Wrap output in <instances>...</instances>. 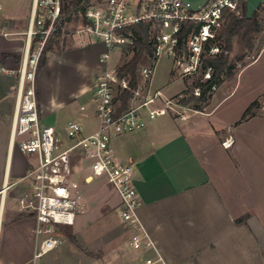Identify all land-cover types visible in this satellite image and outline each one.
<instances>
[{
  "label": "built area",
  "instance_id": "obj_1",
  "mask_svg": "<svg viewBox=\"0 0 264 264\" xmlns=\"http://www.w3.org/2000/svg\"><path fill=\"white\" fill-rule=\"evenodd\" d=\"M240 3L241 0H209L198 11H192L181 0H94L88 3L75 32L80 40L99 42L103 46L98 55L102 69L95 74L90 86L97 127L83 134L81 123L69 119L65 130L72 143L57 150L56 129L45 124L40 116L36 68L43 45L65 22L62 0H33L25 32V50L18 69L0 65L1 72L17 76L16 101L10 126L11 143L19 152L33 156L35 160L27 170L28 187L18 197L21 211L31 213L35 218L33 264H36V258L61 244V225H73L76 217L87 210L80 181L74 177L69 165L70 156L77 149L87 161L84 181L104 178L114 187L119 197L120 219L131 232L129 246L145 250L152 244L143 233L137 213L142 201L133 183V167L117 162L111 139L145 124L140 110L142 107H146L148 118L163 114L165 109H172L168 100L164 107H151L162 99L159 89L150 91L154 66L161 54L170 57L182 77L200 72L202 79L210 77V67L202 72L203 58L206 53L218 51V46L211 42L222 28L225 15L240 12ZM262 9L264 12V3ZM142 21L150 22L155 58L152 65L141 68V85L131 88L128 80L117 74V66L111 67L110 60L113 50L120 52L123 47L134 44L135 34L130 27ZM186 22H194L196 27L187 34L186 51L178 53L175 49L178 33ZM37 36L35 47L31 49L32 39ZM118 88L129 90L131 99L142 97L143 100L118 111ZM194 89L198 94V88ZM79 109L85 110L86 107L81 104ZM181 117L184 118V115ZM140 264L166 263L160 256L144 255Z\"/></svg>",
  "mask_w": 264,
  "mask_h": 264
},
{
  "label": "crops",
  "instance_id": "obj_2",
  "mask_svg": "<svg viewBox=\"0 0 264 264\" xmlns=\"http://www.w3.org/2000/svg\"><path fill=\"white\" fill-rule=\"evenodd\" d=\"M28 18L0 16V65L18 69L26 44V36L20 35L26 32ZM16 83V75L0 71V264H33L35 218L21 211L18 197L28 187L27 170L35 160L11 143ZM219 102L184 118L170 111V116L144 117L141 128L111 139L117 162L133 167L142 201L137 213L152 243L131 255L137 264L148 250L166 264H264V196L257 193V185L240 186L230 179L220 183L211 175L220 154L215 141L225 147L221 142L231 139L234 145L232 129L239 122L228 125L226 132L213 128L214 140L207 146L192 129L191 119L210 116ZM39 111L42 119L40 103ZM81 125L87 134L97 127V119L87 128ZM74 154L84 158L79 149ZM84 165L81 171L87 173V161ZM111 197L119 208L117 193Z\"/></svg>",
  "mask_w": 264,
  "mask_h": 264
},
{
  "label": "rangeland",
  "instance_id": "obj_3",
  "mask_svg": "<svg viewBox=\"0 0 264 264\" xmlns=\"http://www.w3.org/2000/svg\"><path fill=\"white\" fill-rule=\"evenodd\" d=\"M31 1L0 0V16L27 19L30 15ZM255 13L256 29L248 31L242 40L237 35L232 38L228 60L234 64L233 74L230 77L222 76L220 84L212 88L207 103H202L200 109L194 107V101L181 105L178 100L191 93L196 95L191 83L201 76V72L182 77L170 57L165 54H161L155 63L150 80V91L159 89L162 93V99L151 107H164L166 100L170 101L169 105L172 109H165L166 116H170V112L181 116L192 112L209 111L217 99H220L210 116L202 115L191 119L192 129L199 133L204 146L214 140L212 138L214 129L221 132L228 131L227 126H232L239 120L249 103L253 100L258 101V105L251 109L255 115L247 116V119L236 123L237 126L232 129L234 145L231 139L229 143L227 140L221 142L227 143L228 146L225 147L220 141H215L220 154L219 158H215L211 175L220 183L224 179H230L240 186L241 184L257 185V193L264 196V12L262 7L257 8ZM77 15L80 16L79 13ZM81 21V17L78 20L65 21L57 35L49 36L47 41L50 49L46 52L45 65L36 79L42 119L45 124L53 125L56 129L57 150L66 148L72 143L65 130L67 120L75 119L85 128L96 120L90 85L93 75L102 69L98 55L103 46L99 42H86L77 37L75 31ZM20 36H26V33ZM129 57L130 53L125 54L123 49L120 52L113 50L111 67H118ZM184 88L187 89L186 94L181 93ZM146 89L147 86L143 88L144 91ZM142 100V97L132 98L130 107ZM81 104L85 105V110L79 109ZM140 110L142 116L147 117L146 107ZM85 162V159L78 154H72L69 159L73 175L80 181L81 191L88 202L87 211L78 215L74 224L66 228V232L62 230L61 244L36 258L35 263L137 264L136 258L131 255L143 251L132 249L128 244L131 232L123 226L119 208L115 207L116 201L111 197V194L116 197L114 187L104 178H95L89 184H85L83 182L85 173L81 171L85 167ZM145 254L153 255L149 250Z\"/></svg>",
  "mask_w": 264,
  "mask_h": 264
},
{
  "label": "trees",
  "instance_id": "obj_4",
  "mask_svg": "<svg viewBox=\"0 0 264 264\" xmlns=\"http://www.w3.org/2000/svg\"><path fill=\"white\" fill-rule=\"evenodd\" d=\"M91 0H62V11L64 14V20H78L79 17L82 18L85 6L90 3ZM261 4L258 8L262 7ZM80 14V16L77 15ZM66 14V15H65ZM255 11L251 18L245 17V0H241L240 3V12L238 14L228 12L225 15V22L223 28L219 31L216 38L211 42L213 45L218 46V51L214 53H206L203 58L202 63V72L207 68H211L210 77L207 79H202L201 76L197 77L191 83L193 88H198V94H190L188 96L184 95L179 100L178 103L181 105H186L192 101L196 109L201 108L202 103H207L212 88L218 86L222 80V76L230 77L233 74L234 64L228 60V53L232 48V38L234 35H237L242 40L245 34L252 30L256 29V20H255ZM196 27L194 22L184 23L183 28L178 33V43L175 47L178 53L181 51H186V37L188 32ZM130 29L135 34L134 44L131 46L123 47L125 54L130 53V57L124 60L117 67V74L120 77H125L128 80V85L131 88H137L142 83L141 68L145 65H152V60L154 56V41L151 36L150 22L142 21L137 24H134ZM60 29H56L51 36L57 35ZM38 39L34 37L31 43V49L34 48V45ZM219 40V41H218ZM218 41V42H217ZM50 49L48 41L43 45L38 64L36 68V79L40 70L45 65L46 52ZM209 49V46H206V50ZM15 58H17L15 56ZM181 93L186 94L187 89L184 88ZM264 95V93H263ZM132 94L129 90L124 88L117 89L116 99L118 100V111L126 110L130 107V100ZM258 105V101L253 100L242 112L241 117L237 122H241L248 117L255 115V112H252L251 109L254 106ZM248 116V117H247ZM243 216L236 219L237 222L241 221ZM68 225H61V230L66 232ZM66 234V233H65Z\"/></svg>",
  "mask_w": 264,
  "mask_h": 264
},
{
  "label": "water",
  "instance_id": "obj_5",
  "mask_svg": "<svg viewBox=\"0 0 264 264\" xmlns=\"http://www.w3.org/2000/svg\"><path fill=\"white\" fill-rule=\"evenodd\" d=\"M192 11H198L204 7L209 0H181ZM264 3V0H245V17L251 18L254 11Z\"/></svg>",
  "mask_w": 264,
  "mask_h": 264
}]
</instances>
